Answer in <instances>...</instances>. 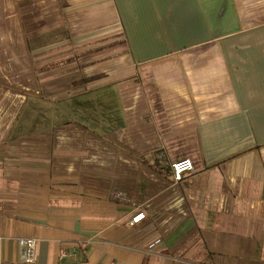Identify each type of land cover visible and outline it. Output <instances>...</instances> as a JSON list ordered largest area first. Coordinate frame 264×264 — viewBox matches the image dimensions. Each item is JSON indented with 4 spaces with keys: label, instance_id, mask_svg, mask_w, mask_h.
Returning a JSON list of instances; mask_svg holds the SVG:
<instances>
[{
    "label": "crops",
    "instance_id": "obj_1",
    "mask_svg": "<svg viewBox=\"0 0 264 264\" xmlns=\"http://www.w3.org/2000/svg\"><path fill=\"white\" fill-rule=\"evenodd\" d=\"M0 264H264V0H0Z\"/></svg>",
    "mask_w": 264,
    "mask_h": 264
},
{
    "label": "built area",
    "instance_id": "obj_2",
    "mask_svg": "<svg viewBox=\"0 0 264 264\" xmlns=\"http://www.w3.org/2000/svg\"><path fill=\"white\" fill-rule=\"evenodd\" d=\"M172 168V174L173 177L176 181H179L183 178L185 173L193 171V163L190 158H185V159H180L171 164ZM114 196L117 199L121 200H128L129 199V194L125 191H115ZM145 218V212L143 211H138L135 213L131 220L129 221L131 224H135L140 222ZM159 240H156L157 242ZM35 243L36 241L33 238H21L20 239V244L23 247L24 250V257L27 258L28 260H32L34 257V251H35ZM154 243H151L150 246H153Z\"/></svg>",
    "mask_w": 264,
    "mask_h": 264
},
{
    "label": "rangeland",
    "instance_id": "obj_3",
    "mask_svg": "<svg viewBox=\"0 0 264 264\" xmlns=\"http://www.w3.org/2000/svg\"><path fill=\"white\" fill-rule=\"evenodd\" d=\"M115 46H116V49L124 51V46L120 42L118 44H116Z\"/></svg>",
    "mask_w": 264,
    "mask_h": 264
}]
</instances>
